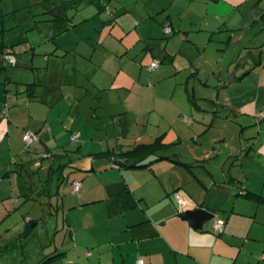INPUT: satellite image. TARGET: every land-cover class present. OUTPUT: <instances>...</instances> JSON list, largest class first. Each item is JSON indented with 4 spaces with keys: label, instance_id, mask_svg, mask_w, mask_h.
I'll use <instances>...</instances> for the list:
<instances>
[{
    "label": "rangeland",
    "instance_id": "rangeland-1",
    "mask_svg": "<svg viewBox=\"0 0 264 264\" xmlns=\"http://www.w3.org/2000/svg\"><path fill=\"white\" fill-rule=\"evenodd\" d=\"M102 1L101 10L92 0H80L63 10L64 0H0V41L4 40L10 47L14 45L12 50L18 60L16 65L6 64L5 54L0 53V105L3 108L8 102L13 109L30 103L27 87L35 84L38 99H45L57 109L50 115V120L55 119L52 122L66 117L73 102L74 108H82L81 125L89 130L81 127L84 135L89 134L95 141L99 137L100 144L104 145L101 150L119 151L118 142L128 150L136 143L152 142L165 129L175 130L181 137L173 138L174 150L184 161L199 163L191 171L162 160L156 163L159 175L165 181L177 176L184 192L202 201L212 202L213 194L226 191V207L218 210L206 229L215 238L225 240L226 235L220 237L215 230L216 221L224 216L225 222L233 209L244 212L246 215L239 218L242 240H236L235 247H228L227 261L264 264V203L238 194L241 188L238 182H230L232 177L239 178L247 188L264 194V153L260 150L261 144L264 145V117L260 116L264 113V29L253 31L243 41L235 38L230 43L226 33L218 34L198 53L189 47V42L173 40L174 44L170 43L176 34L165 35L161 18L152 24L145 16L151 5L147 0ZM57 15L65 19L58 23L54 21ZM71 23L75 26H70ZM2 28L5 30L1 32ZM151 37L162 43L161 49L167 44L168 49L178 50V61H186L182 55L193 56L199 75H191L188 69L189 85L184 82L185 75L175 70L161 79L156 77L150 71L152 58L146 49ZM171 61L168 57L159 62L165 65ZM185 64L190 67L189 62ZM247 70L250 72L244 75ZM209 77L214 82L211 88L206 85ZM132 78H140L133 84L134 88L122 85V80ZM232 81L231 86L226 85ZM258 102L257 116L234 108L235 104L247 106ZM230 104L233 111L229 110ZM36 105L44 107L40 100ZM120 118L128 123V136H121ZM60 124L64 128L65 124ZM19 129L23 132L17 131L15 138L20 144L27 130ZM139 137L143 141L137 140ZM26 144L16 158L27 154ZM65 144L54 150L58 154L57 164L69 160V154L77 156L78 143ZM6 153L0 149V163ZM8 156L6 164L11 165V173L15 175V192L12 195L11 187L0 185V264H38L55 250V235L59 234L58 230L63 231L62 198L56 196L58 206L46 208L38 200L23 196L15 170L18 167L12 162L13 157ZM79 157L87 158L84 154ZM4 167L0 164V168ZM197 174L202 181L196 179ZM60 176L61 169L57 179ZM27 214L38 219L36 226L29 225L36 231L29 238L23 234L28 227ZM62 234L58 244H70L69 237L65 241Z\"/></svg>",
    "mask_w": 264,
    "mask_h": 264
},
{
    "label": "crops",
    "instance_id": "crops-1",
    "mask_svg": "<svg viewBox=\"0 0 264 264\" xmlns=\"http://www.w3.org/2000/svg\"><path fill=\"white\" fill-rule=\"evenodd\" d=\"M140 1L135 0L138 3ZM147 1L151 5L145 12V16L152 20V24L153 20L156 22L162 20L163 33L165 24L172 25L174 31L171 34H165L169 36L176 34L170 43L173 40L189 42V47L198 53L218 34L223 36L226 33L225 38L227 43H230L235 38L243 41L253 31L256 32L259 28L264 29V0ZM61 7L64 10L65 3ZM150 42L146 46L152 58L150 63L154 59L161 62L168 57L172 59L169 64L162 65L159 62L155 69L150 70L156 77L161 79L170 71L175 70L185 75L184 82L189 85L190 76L187 70H191V75H199L200 69L195 68L192 62L193 56L187 58L182 55V58L189 62L190 67H187L185 66L186 61L177 60L180 59L178 50L168 49L167 44L161 49L162 43H159L156 38H152ZM212 71L216 73L215 70ZM249 72L250 70H247L244 75ZM236 77L237 72L234 73V78ZM212 79L213 77H209L206 82L210 88L214 85ZM138 80L135 78L129 81L122 80V85H128L132 89L133 84L139 82ZM232 83L233 81L226 85L231 86ZM96 88L100 90V87ZM38 98H40L39 95L29 97L30 103L10 109L7 116L0 105V149L7 152L0 163L5 165L4 169L0 168V174L3 173L0 185L3 188L4 185L11 187L12 195H14L15 175L11 173V165L6 164L8 155H11L12 162L18 167L15 170L19 174V187L23 196L27 199L38 200L46 208L55 207L56 196H61L64 212L63 231H57L59 234L56 233L54 238L57 246L49 254L56 256L46 264H137L139 259H143L145 264H229L227 261L228 247L233 248L237 243L236 240H242L239 237V218L246 215L244 212L236 209L231 211L225 220L224 232L218 234L220 237L226 235L225 240L215 238L206 227L202 231L196 230L187 220L183 219V213L188 206L190 207L187 209L204 207L215 214L219 209H224L226 207L224 196L228 195L226 191L220 190V194H213L215 197L212 202L193 198L184 192L183 184L177 176L165 181L159 175L156 163L162 160L154 161L156 156H150L144 161L145 163L150 162L147 167L133 168L121 165L116 167L114 166L115 158L119 159L117 152L125 151L123 143L118 142L116 147L120 148L119 151L114 148L101 150L104 145L100 144L99 137L95 141L94 138H89V134L84 135V130L81 128L85 127L81 125L83 123H81L82 108L79 106L74 108L75 102L72 103L73 106L71 105L68 115L64 118L59 116L61 120L54 123L52 121L55 119L50 120V115L57 110L56 107L53 104L50 105L51 103H46L45 99ZM38 100L43 103V108L36 105ZM231 105L233 104H230L229 110L233 111ZM244 105L245 103L239 106L235 104L234 108L237 111L247 110V113H253V116H257L260 111L259 102L255 105ZM60 122L65 124L64 128ZM118 123L122 130L121 136H128L130 134L128 123L124 118H120ZM19 127L24 128L25 131L37 132L38 140L27 145L23 138L19 144L15 138L17 131H21ZM98 129L100 130V127ZM165 130L159 133L152 142L161 137L164 143H171V146L162 154L183 160L174 150L173 140L176 135L179 138L181 136L173 129ZM90 132L93 133L91 130ZM76 133L80 136L78 140H73L72 137ZM137 140L143 141L140 137ZM71 141L78 143L75 153L77 156L70 157L69 154V160L57 164L58 154L54 150L57 147H65V143ZM25 144L27 154H24L22 158H16V154L22 152ZM137 144L139 143L132 145L131 148ZM260 150L264 153L263 144ZM43 154L46 156L44 157ZM80 154H84L87 158L79 157ZM163 160L179 164L169 158ZM60 169L61 176L57 179L56 175ZM196 179L202 181L198 174ZM75 180L81 182L80 191L77 193L72 190V183ZM233 180L238 182V187L244 185L239 178L232 177L230 182ZM67 181L68 184L65 185ZM205 186L207 187V184ZM245 188L247 191L257 192L264 196L262 191L246 186ZM30 191H34L35 194L29 193ZM181 198L188 200V205L184 209H181ZM15 200L19 201L17 197ZM26 217L29 218L28 221L31 220V223L36 222L33 227L38 224L37 218H32L29 214ZM224 219V216L220 217V220L224 221ZM35 233L36 231L32 229L26 238ZM62 233L65 234V241L69 237L70 244L66 246L58 244V237L63 235ZM46 256L38 264H41Z\"/></svg>",
    "mask_w": 264,
    "mask_h": 264
},
{
    "label": "trees",
    "instance_id": "trees-1",
    "mask_svg": "<svg viewBox=\"0 0 264 264\" xmlns=\"http://www.w3.org/2000/svg\"><path fill=\"white\" fill-rule=\"evenodd\" d=\"M80 0H64V3L67 6H69L70 4H74L76 2H78ZM92 2L96 3V5L99 7V9L101 10L102 8H104V6L102 5L103 1L102 0H92ZM105 2H109V0H105ZM64 17L62 15H57L54 18V21L56 22H61L63 21ZM166 25V24H165ZM164 25V27H165ZM171 25V24H170ZM70 26H75L73 23L70 24ZM172 26V25H171ZM5 28L1 29V32L4 31ZM174 31L173 27H172V32ZM171 32V33H172ZM169 33V34H171ZM14 46V45H13ZM11 45L8 46L4 40L0 41V53L1 54H7V53H12L15 55L14 51L12 50L13 47ZM264 46V44H263ZM261 61H259L260 63ZM6 64H10L8 62L5 61ZM18 63V61H17ZM13 65V64H12ZM16 65V64H15ZM34 85L35 84H29V86L27 87V92L30 98L32 97H37L36 93L34 92ZM9 110H10V105H9ZM3 112H4V107H3ZM27 132V131H26ZM35 132V131H34ZM37 133V132H36ZM24 137V136H23ZM171 146V143H164L163 139L161 137L157 138L154 142L152 143H139L137 145H135L133 148L128 149V150H122L117 152V156L119 157V159L115 158L114 164L116 165H121V166H125V167H133V168H142V167H147L149 165V163H145L144 161L149 158L150 156H156L154 161H158V160H163L166 158L172 159L173 161L179 163L180 165L185 166L186 168L190 169L191 171H194L192 167L195 166V164L199 162H193V163H188L185 162L183 160H181L179 157L176 159L172 158V156H166L163 155L162 153L169 147ZM121 159V161H120ZM117 160V161H116ZM124 160V161H122ZM129 162V163H128ZM120 167V166H119ZM240 189H239V193L245 195L247 198L252 199L256 202H260V203H264V196L260 193L257 192H253V191H247V189L245 188L244 185H240ZM33 224L36 223H31V220L28 221V227H26V230L23 232V234L27 237L30 232L32 231V229H30L31 227H33ZM29 225L30 226L29 228ZM217 233V232H216ZM218 234H222V233H218ZM56 255H47L44 260L42 261L41 264H46L48 263L51 259H53Z\"/></svg>",
    "mask_w": 264,
    "mask_h": 264
},
{
    "label": "built area",
    "instance_id": "built-area-1",
    "mask_svg": "<svg viewBox=\"0 0 264 264\" xmlns=\"http://www.w3.org/2000/svg\"><path fill=\"white\" fill-rule=\"evenodd\" d=\"M164 31L166 34H169L172 32V26L170 24H166L165 27H164ZM4 59L6 62L10 63V64H17V57L16 55L14 54H10V53H7L4 55ZM159 65V61H154L152 62L151 66H150V69L153 70L155 69L157 66ZM4 113L5 115L7 116L8 113H9V103L6 102L5 105H4ZM261 117H264V113H262L260 115ZM188 120V118H187ZM80 134L79 133H76L73 135L72 139L73 140H78ZM24 140L28 143V145L32 144L34 141L38 140L39 136L36 132L34 131H27L25 134H24ZM114 166L116 167H119L118 165L114 164ZM80 188H81V182L78 181V180H75L73 181L72 183V190L74 192H79L80 191ZM180 205H181V209H184L186 205H188V200L186 198H181L180 199ZM215 230L219 233H223L224 230H225V222L223 220H218L216 221L215 225ZM137 264H145L144 263V260L143 259H139L137 261Z\"/></svg>",
    "mask_w": 264,
    "mask_h": 264
},
{
    "label": "water",
    "instance_id": "water-1",
    "mask_svg": "<svg viewBox=\"0 0 264 264\" xmlns=\"http://www.w3.org/2000/svg\"><path fill=\"white\" fill-rule=\"evenodd\" d=\"M216 214L204 207L185 210L183 219L187 220L196 230H205L206 224L214 219Z\"/></svg>",
    "mask_w": 264,
    "mask_h": 264
}]
</instances>
